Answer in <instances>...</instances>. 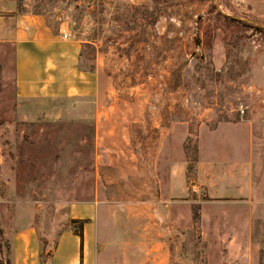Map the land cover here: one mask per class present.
<instances>
[{"label": "rangeland", "instance_id": "rangeland-1", "mask_svg": "<svg viewBox=\"0 0 264 264\" xmlns=\"http://www.w3.org/2000/svg\"><path fill=\"white\" fill-rule=\"evenodd\" d=\"M12 1L89 42L81 68L96 88L26 119L2 74L14 53L0 47V264L13 263V237L30 227L50 264L60 233L87 221H73L72 204L109 199L172 204L159 226L168 264H264V0ZM246 159L251 232L232 202L205 204L207 221H195L193 206L214 191L207 171L228 180L229 198L232 166Z\"/></svg>", "mask_w": 264, "mask_h": 264}, {"label": "crops", "instance_id": "crops-1", "mask_svg": "<svg viewBox=\"0 0 264 264\" xmlns=\"http://www.w3.org/2000/svg\"><path fill=\"white\" fill-rule=\"evenodd\" d=\"M86 43L89 42L73 39L63 24L55 29L43 13L18 11L12 0H0V47H8L14 53L11 60L12 73L9 76V66L3 65V79L13 81L15 107L23 110L26 119L28 115L43 113L48 103L61 96L76 95L78 100L79 94L90 93L85 89L96 88L94 70L81 68ZM250 163L246 159L232 166L236 171L232 173V180H229L233 194L229 198H226V189L229 188L225 182L228 180L215 171L211 172L216 174L214 179L210 171H207L208 178L206 176L202 183L214 191L209 200L199 201L202 224L208 219L205 204L232 202L233 209L245 212L237 218L238 223L243 229L246 228L247 233L251 232L254 186ZM181 169L182 174L180 172L179 175L187 178V167L186 171ZM175 173L173 167L171 179L176 177ZM112 201L118 203L112 206ZM168 203L155 204L142 199L73 203L71 217L87 219L83 226V241L70 228L63 230L50 264H168L169 235L165 237L166 232L159 228L160 224H166V215H173L172 204ZM243 229L235 230L232 243L242 236ZM203 233L206 236L208 232L204 229ZM214 235L220 239L223 237L219 229L214 230ZM40 245L34 227L15 233L12 264H40ZM68 249H71L70 257L62 259L63 252Z\"/></svg>", "mask_w": 264, "mask_h": 264}, {"label": "trees", "instance_id": "trees-1", "mask_svg": "<svg viewBox=\"0 0 264 264\" xmlns=\"http://www.w3.org/2000/svg\"><path fill=\"white\" fill-rule=\"evenodd\" d=\"M193 219L195 221H197L200 218V208H201V204L198 203V206H193ZM74 222H77V219L73 220ZM84 220H79V222L81 223V225L77 228L74 229V233H76L80 238H81V242L83 241V223Z\"/></svg>", "mask_w": 264, "mask_h": 264}]
</instances>
